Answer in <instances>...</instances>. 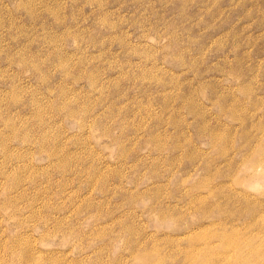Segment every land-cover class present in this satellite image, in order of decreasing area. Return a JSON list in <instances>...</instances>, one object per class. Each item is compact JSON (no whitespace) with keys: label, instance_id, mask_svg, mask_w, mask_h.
Listing matches in <instances>:
<instances>
[{"label":"rangeland","instance_id":"rangeland-1","mask_svg":"<svg viewBox=\"0 0 264 264\" xmlns=\"http://www.w3.org/2000/svg\"><path fill=\"white\" fill-rule=\"evenodd\" d=\"M263 151L264 0H0V264H264Z\"/></svg>","mask_w":264,"mask_h":264},{"label":"bare ground","instance_id":"bare-ground-1","mask_svg":"<svg viewBox=\"0 0 264 264\" xmlns=\"http://www.w3.org/2000/svg\"><path fill=\"white\" fill-rule=\"evenodd\" d=\"M262 155H264V151L263 152H260ZM260 163H264V156H262V158L260 159V162H259V164ZM226 244H228V242L226 243ZM236 257H237V255H236ZM238 259V258H237ZM193 260V259H192ZM191 259H189V261H192Z\"/></svg>","mask_w":264,"mask_h":264}]
</instances>
